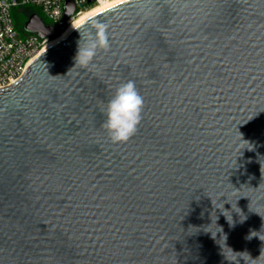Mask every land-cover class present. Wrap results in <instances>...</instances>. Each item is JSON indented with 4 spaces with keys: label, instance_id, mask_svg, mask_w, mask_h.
Listing matches in <instances>:
<instances>
[{
    "label": "water",
    "instance_id": "1",
    "mask_svg": "<svg viewBox=\"0 0 264 264\" xmlns=\"http://www.w3.org/2000/svg\"><path fill=\"white\" fill-rule=\"evenodd\" d=\"M90 17L111 43L92 66L72 28L0 89V264H264V0ZM128 80L142 121L113 144L103 109Z\"/></svg>",
    "mask_w": 264,
    "mask_h": 264
},
{
    "label": "built area",
    "instance_id": "2",
    "mask_svg": "<svg viewBox=\"0 0 264 264\" xmlns=\"http://www.w3.org/2000/svg\"><path fill=\"white\" fill-rule=\"evenodd\" d=\"M76 13L65 19L66 0H0V89L9 87L24 74L31 63L48 46L56 33H63L72 19L77 18L89 6L111 0H73ZM37 9L44 18L34 10L46 26L55 30L53 37L41 38L38 34L19 30L14 23L13 12L17 9Z\"/></svg>",
    "mask_w": 264,
    "mask_h": 264
},
{
    "label": "clouds",
    "instance_id": "3",
    "mask_svg": "<svg viewBox=\"0 0 264 264\" xmlns=\"http://www.w3.org/2000/svg\"><path fill=\"white\" fill-rule=\"evenodd\" d=\"M71 22L73 29L81 36L75 56L76 67L88 69L99 53L111 50L110 25L93 17L74 18ZM144 104V97L134 80L121 83L115 89L103 109L105 120L101 125L113 144L127 143L136 135L142 121Z\"/></svg>",
    "mask_w": 264,
    "mask_h": 264
},
{
    "label": "bare ground",
    "instance_id": "4",
    "mask_svg": "<svg viewBox=\"0 0 264 264\" xmlns=\"http://www.w3.org/2000/svg\"><path fill=\"white\" fill-rule=\"evenodd\" d=\"M122 1H125V0H111V1H108V2H99V3H96L92 8L88 9L87 11H83L82 13L79 14V17H83L85 19H87L88 17L104 10V9H107V8H110ZM72 22L70 23V25L68 26V28L56 39H53L50 41V43L48 44V46L46 48H48L49 46L55 44L56 42H58L59 40H62L65 38V35L72 29Z\"/></svg>",
    "mask_w": 264,
    "mask_h": 264
},
{
    "label": "rangeland",
    "instance_id": "5",
    "mask_svg": "<svg viewBox=\"0 0 264 264\" xmlns=\"http://www.w3.org/2000/svg\"><path fill=\"white\" fill-rule=\"evenodd\" d=\"M94 5L89 6L87 9L84 10V12L87 11L88 9L92 8ZM34 10L37 11L39 13V15L44 18L42 13L37 9L32 10V9H27V8H23V9L19 8L13 12L14 23L18 27L19 30H23L24 25L27 23L30 16L34 13ZM60 35H61V33H60ZM59 36H57V37L55 36L53 39H56Z\"/></svg>",
    "mask_w": 264,
    "mask_h": 264
},
{
    "label": "trees",
    "instance_id": "6",
    "mask_svg": "<svg viewBox=\"0 0 264 264\" xmlns=\"http://www.w3.org/2000/svg\"><path fill=\"white\" fill-rule=\"evenodd\" d=\"M35 13H36V11H35ZM59 35H60V33H56V35H55V36L57 37V36H59Z\"/></svg>",
    "mask_w": 264,
    "mask_h": 264
}]
</instances>
